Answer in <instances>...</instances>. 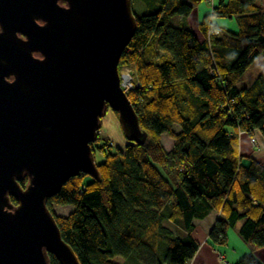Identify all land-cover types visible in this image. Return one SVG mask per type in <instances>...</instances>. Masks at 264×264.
I'll return each mask as SVG.
<instances>
[{
	"label": "trees",
	"instance_id": "obj_1",
	"mask_svg": "<svg viewBox=\"0 0 264 264\" xmlns=\"http://www.w3.org/2000/svg\"><path fill=\"white\" fill-rule=\"evenodd\" d=\"M206 1L139 0L148 12H133L136 33L119 73L134 72L139 86L127 97L147 139L112 152L99 133L92 148L104 155L100 179L71 178L47 204L79 264H188L199 248L194 221L212 212L219 214L208 235L212 247L225 245L238 224L246 244L264 247V164H243L239 149L240 133H264V69L249 87H237L264 55V3L214 0L198 25L201 40L188 18ZM214 18L235 21L238 31L213 25ZM163 136L174 142L169 152ZM53 206L74 210L63 217ZM236 264L262 263L249 255Z\"/></svg>",
	"mask_w": 264,
	"mask_h": 264
},
{
	"label": "water",
	"instance_id": "obj_2",
	"mask_svg": "<svg viewBox=\"0 0 264 264\" xmlns=\"http://www.w3.org/2000/svg\"><path fill=\"white\" fill-rule=\"evenodd\" d=\"M0 30V264H79L47 204L71 178L100 179L108 110L127 142L147 139L120 86L132 0H0Z\"/></svg>",
	"mask_w": 264,
	"mask_h": 264
},
{
	"label": "rangeland",
	"instance_id": "obj_3",
	"mask_svg": "<svg viewBox=\"0 0 264 264\" xmlns=\"http://www.w3.org/2000/svg\"><path fill=\"white\" fill-rule=\"evenodd\" d=\"M260 2L264 3V0H260L257 4H260ZM140 3L141 2H139V0H133L132 2L133 12H135L138 15L146 14L148 11L143 6H141ZM211 14H212V7L207 2H201L197 4L194 7V11L192 12V15L189 16L190 19L189 26L193 29V31L197 32L199 35L198 25L202 22L205 16ZM195 20L197 23H194ZM219 20L221 21L222 26L223 25L228 26V30L230 31H232L231 28H234L236 31H232V32H237V24L235 23V21L233 20L228 21L220 18ZM171 25L174 27H178L179 18L178 17L172 18ZM263 69H264V55H260L249 67L246 73L240 78L237 87L240 89L249 87ZM100 134L105 142H109L113 144V148L111 149L112 152H115L118 148H122L126 142V139L121 131L118 119L111 110H109L106 116L102 119V128L100 130ZM249 136L250 138H254L252 135ZM256 138L258 139L259 142L258 145H261L262 142L264 141L263 140L264 133L258 131ZM167 140L173 141L169 139L167 136H164L163 141L161 140L163 147L164 144L166 145ZM97 145L101 146L102 143ZM254 151H257V148H254ZM256 159L259 160L262 164H264V154L262 155L260 154ZM94 160L96 165L101 164L104 161V155L100 153L97 149H95ZM73 210H74L73 206H63V207L53 206V211L58 216L67 217L71 212H73ZM170 227L172 226L170 225ZM239 227L240 224H238L235 228H231L228 230L227 233L228 238H227V243L225 245H216L214 247H218L220 250L219 252L221 254L227 255L229 261L238 260L236 261L237 263L245 256L251 255L250 254L251 252H254L259 256L260 260L264 264V247L254 249L250 245L246 244L238 234ZM197 232L200 233V231ZM245 252H248L249 255H244L246 254ZM114 262L121 263L122 260L116 258L114 259Z\"/></svg>",
	"mask_w": 264,
	"mask_h": 264
},
{
	"label": "crops",
	"instance_id": "obj_4",
	"mask_svg": "<svg viewBox=\"0 0 264 264\" xmlns=\"http://www.w3.org/2000/svg\"><path fill=\"white\" fill-rule=\"evenodd\" d=\"M223 20H227V19H223ZM228 21H231V20H228ZM189 22H190V19L188 20V25H189ZM194 23H197L196 20L194 21ZM212 24L215 26L221 27V28L228 29V26H224V25L222 26V23L219 20V18L212 19ZM231 30L236 31L234 28H231ZM237 31H238V27H237ZM193 32L198 39L202 40L203 37L200 34V32H199V35L197 32L195 31ZM257 134H258V131H254L252 135L256 139L255 146L250 143L251 138L248 134L240 135L239 149H240V154L244 157V160L242 161L243 164H248L249 158L256 159L258 158L260 154L261 155L264 154V141L262 142L261 145H258L259 142H258V139L256 138ZM163 138L164 136L162 137V141H163ZM173 145H174L173 141L167 140L166 145L164 144V149L167 152H169L173 148ZM254 148H257V151H254ZM218 216L219 214L217 212H212L204 220L194 221V230L192 231L191 236L196 242H198L199 248L194 258L188 264H236V261H238V260L229 261L227 255L221 254L219 252L220 250L218 247H212L208 242V235L210 231L212 230L213 225L216 219L218 218ZM167 225L170 226V224H167ZM171 228H174V226H172ZM197 231H200V233H198ZM180 233L183 236L186 235V232H180ZM245 253L246 254L244 255H249L248 252H245ZM250 254L253 255L256 259H258L263 264V262L260 260L259 256L256 253L251 252ZM221 258H223V260Z\"/></svg>",
	"mask_w": 264,
	"mask_h": 264
},
{
	"label": "built area",
	"instance_id": "obj_5",
	"mask_svg": "<svg viewBox=\"0 0 264 264\" xmlns=\"http://www.w3.org/2000/svg\"><path fill=\"white\" fill-rule=\"evenodd\" d=\"M211 7L214 5V0L206 1ZM218 32L214 30L209 31V35H217ZM120 86L124 93L127 95L129 92L134 91L139 85L134 83V72L130 68H125L120 74ZM243 133H240V135ZM250 142L252 145H256V139L251 138ZM223 260V258H221Z\"/></svg>",
	"mask_w": 264,
	"mask_h": 264
},
{
	"label": "clouds",
	"instance_id": "obj_6",
	"mask_svg": "<svg viewBox=\"0 0 264 264\" xmlns=\"http://www.w3.org/2000/svg\"><path fill=\"white\" fill-rule=\"evenodd\" d=\"M0 31H2V30H0Z\"/></svg>",
	"mask_w": 264,
	"mask_h": 264
},
{
	"label": "bare ground",
	"instance_id": "obj_7",
	"mask_svg": "<svg viewBox=\"0 0 264 264\" xmlns=\"http://www.w3.org/2000/svg\"><path fill=\"white\" fill-rule=\"evenodd\" d=\"M108 130V129H107Z\"/></svg>",
	"mask_w": 264,
	"mask_h": 264
}]
</instances>
